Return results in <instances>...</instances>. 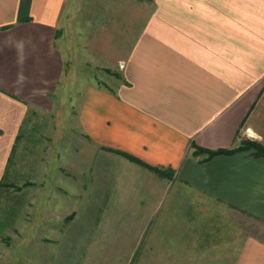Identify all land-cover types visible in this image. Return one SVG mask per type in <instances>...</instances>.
<instances>
[{"label": "crops", "instance_id": "crops-1", "mask_svg": "<svg viewBox=\"0 0 264 264\" xmlns=\"http://www.w3.org/2000/svg\"><path fill=\"white\" fill-rule=\"evenodd\" d=\"M115 52L124 56L113 81ZM82 55H100L111 81L79 74ZM72 61L74 84L84 87L75 97L78 138L107 159L81 186L91 211L142 215V261L160 262L163 245L181 255L213 230L226 241L213 245L232 246L236 264H264V241L248 232L242 242L241 223L244 213L264 222V156L202 161L191 148L234 147L244 137L264 144V0H0V183L29 109L50 101ZM113 160L125 172H108ZM225 213L234 217L219 221Z\"/></svg>", "mask_w": 264, "mask_h": 264}, {"label": "rangeland", "instance_id": "rangeland-1", "mask_svg": "<svg viewBox=\"0 0 264 264\" xmlns=\"http://www.w3.org/2000/svg\"><path fill=\"white\" fill-rule=\"evenodd\" d=\"M129 9L130 13L138 12L136 4L130 3ZM114 10L120 13L121 6L115 5ZM83 30L89 31V26ZM112 56L114 72L120 75L114 74L116 81L122 77L124 55L115 52ZM89 57L81 56L78 66L82 69L77 73L90 74L99 83L108 77L111 81L105 74V60L100 55ZM76 65L72 61V70L67 71L71 77L68 75L59 89L50 94L49 102L29 109L12 152L0 186V264H236L232 246L213 245L225 241L212 237L213 230L204 231L209 233L197 240L199 245L179 247L183 251L181 255L170 252L173 246L163 245L160 262L142 261L144 233L141 234L139 227L142 215L98 212L103 209L98 206L91 211L90 199L82 197L86 192L81 186L88 185L93 163L107 159L100 156L98 146L78 138L81 132L75 97H79L78 92L84 87L74 84L78 82L73 70ZM122 165L113 160L107 171L123 173ZM75 184L78 193L74 191ZM219 216L221 222L224 217L226 222L234 217L230 213ZM241 217L242 242L248 232L264 241V222L245 213ZM156 218L157 215H147V220L154 222ZM205 226L211 227L207 222ZM151 232L150 229L146 236Z\"/></svg>", "mask_w": 264, "mask_h": 264}, {"label": "trees", "instance_id": "trees-1", "mask_svg": "<svg viewBox=\"0 0 264 264\" xmlns=\"http://www.w3.org/2000/svg\"><path fill=\"white\" fill-rule=\"evenodd\" d=\"M110 72L120 76L119 73L117 72H114L111 70ZM19 136L20 134L18 135V138ZM191 148H192V154L195 156H201L200 160L202 161L208 160L218 154H231V153H235L238 151H250L255 156H264V144L255 139H246V138L242 139L241 142L234 147L209 148V147H205L203 145L198 144L196 141H193L191 144ZM112 150L124 155L125 157H127L128 159L134 162L140 163L150 168L151 170L156 171L161 176L171 177L174 174V171L172 168L151 165L147 163L146 161H144L142 158L126 150H123V149H112ZM2 184H3V181H1L0 186Z\"/></svg>", "mask_w": 264, "mask_h": 264}]
</instances>
